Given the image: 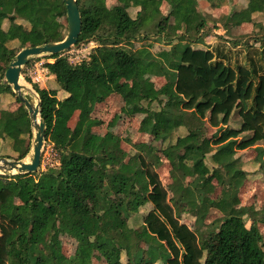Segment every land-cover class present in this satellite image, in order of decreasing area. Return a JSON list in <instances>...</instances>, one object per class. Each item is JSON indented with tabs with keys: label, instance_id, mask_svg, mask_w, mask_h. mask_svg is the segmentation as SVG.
<instances>
[{
	"label": "trees",
	"instance_id": "16d2710c",
	"mask_svg": "<svg viewBox=\"0 0 264 264\" xmlns=\"http://www.w3.org/2000/svg\"><path fill=\"white\" fill-rule=\"evenodd\" d=\"M107 1L77 0L82 33L76 46H99L90 60L73 64L65 52L46 55L58 88L34 89L45 143L58 162L36 173L0 174V264H92L95 254L107 264H264V204L242 206L239 199L250 174L239 152L255 147L254 180L264 181V147L258 146L264 143V25L253 18L264 0H249L247 8L220 19L196 12V0H174L168 14L157 11L163 0H118L114 7ZM207 1L215 8L226 0ZM130 8H140L135 18ZM63 15V0H0V157L25 159L33 140L29 113L5 72L23 49L63 41ZM172 18L182 35L169 31ZM208 23L227 31L252 23L254 30L244 42L219 37L223 42L210 49L201 46L211 36ZM151 37L169 48L154 54L134 49ZM236 48L245 51L241 59ZM147 76L166 83L155 87ZM59 91L67 97L59 99ZM115 94L130 104L128 115L154 113L141 131L161 144L159 150L144 143L129 154L121 135L93 131L104 124L92 117L95 107ZM6 95L20 104L16 110L3 108ZM236 109L242 129L209 138L207 122L216 126L223 117L226 124ZM241 132L251 136L239 140ZM164 159L169 185L158 173ZM148 205L142 224L130 227L131 217ZM213 212L221 217L207 223ZM63 236L76 242L71 255Z\"/></svg>",
	"mask_w": 264,
	"mask_h": 264
},
{
	"label": "rangeland",
	"instance_id": "374dc122",
	"mask_svg": "<svg viewBox=\"0 0 264 264\" xmlns=\"http://www.w3.org/2000/svg\"><path fill=\"white\" fill-rule=\"evenodd\" d=\"M200 8H202L203 11L210 13V9L206 3H203V1H200ZM107 4L109 7H114L116 5H119L118 0H108ZM138 9L136 8H130L129 13L132 16V18L136 17ZM163 14H168V7L163 10ZM212 13V12H211ZM61 21L68 26L67 23V17L66 15H63L61 17ZM255 21L258 23H261L264 25V15H255ZM209 24V23H208ZM218 24V23H217ZM217 24H216V30H213V35L210 37L206 38L205 40V45H201L203 47L207 48H214V46L218 45L220 42H223L221 39L218 37L224 36L221 34L218 29H217ZM215 25L211 23L209 27H212L213 29ZM68 28V27H67ZM251 26L243 27L242 30L239 31H233V33H236L235 35H238L242 33V36L248 35L242 39L241 42L247 41L249 39V35L251 34L252 31ZM170 32L176 31V29L172 30L171 25L169 28ZM177 32V31H176ZM232 33V31H231ZM178 35H182V33L178 32ZM67 33L65 34L66 37ZM236 38L230 37L229 41H233ZM155 37H151L149 40L144 41V42H136V46L134 49L141 48L142 46L151 51L153 54L159 52L162 49H168L169 47L164 45L163 43L160 44L158 42H155ZM12 44V43H11ZM13 47H16L19 49V45L15 43ZM98 46V42L93 41V42H87V43H82L78 46L73 47L71 50L66 51L65 54L69 57L70 61L73 64H79L84 60H90L91 55L96 51ZM235 49V48H234ZM239 53L237 56L239 59H241V56L245 54L244 50H241L240 48H236ZM234 51V50H233ZM52 63L54 62L53 60H48L47 56H41L37 58L36 60L33 61L32 65L28 67L23 68V73L21 77V82L26 85L33 94L27 95L31 96L34 99H38V96L36 95L37 92L34 89V85H38L40 88H45V89H57L58 85L54 79L50 78V74L48 70L45 68V63ZM162 80L154 79L152 81H149L152 83V85H155L156 87H159L162 83ZM129 82H126L125 84H128ZM62 91H59L58 93V98L62 99L63 97ZM29 94V93H26ZM66 95V94H65ZM14 101V102H13ZM3 104L7 107L10 106L11 110H16L20 104L16 102V99L12 95H6L3 96ZM156 103L153 105V109H156ZM130 107V104L126 102L121 96L119 95H113L111 98H109L107 101H105L103 104L100 105L99 107V113L98 114L101 119L104 121L103 126L100 128H97L96 131L100 135H104L105 133L112 131L114 133H117L118 135H121L123 137V144L122 147L129 153V154H134L136 152L135 145L137 144H147L149 146L154 147L156 150L160 149V143L159 142H154L153 138L150 135H147L141 131L142 127L148 126L153 120H154V113L149 114V115H136V116H131L128 115L124 112V109H128ZM209 117V116H208ZM78 116H75L73 120L71 121L70 125L73 127L77 121ZM98 118V116H97ZM227 124V125H226ZM224 124L223 123V117L218 118V125L216 126H211L209 122H207V127H208V137L211 138L214 134H216L217 130L219 129L220 131L218 132V135L221 131L223 130H241L242 129V119L239 115V110H235L233 114L230 116V120L228 123ZM229 124V125H228ZM183 131H179L177 135H175L174 139L172 142L175 141V139L178 137V135L182 134ZM251 136L250 133L246 132H241L239 137L237 139H243L247 140ZM258 146L264 147V143L260 142ZM5 150L4 152L6 154L11 152V147L7 144L4 143ZM240 153V152H239ZM257 151L255 147L250 148L247 150V152H244L242 156H240V159H243V162L245 163L246 161H250L248 164L242 166V168L250 173L249 177L247 178L248 180L245 182L244 186L240 190V195L239 199L241 202L242 206H249L252 205L253 203H257L259 205L264 204V181L256 179V170H258V165L253 164L252 161L255 160L257 157ZM263 160H264V155H263ZM57 153L54 151L52 148L51 144H46L43 149V154H42V164H41V170H45L48 166H52L57 164ZM170 165L169 163L164 159V164L162 167L158 169V173L160 176V179L164 183V185H169L172 180L170 178ZM258 178V177H257ZM262 179V178H261ZM216 184V183H215ZM218 187V186H217ZM217 195H219L222 191L220 187H218L217 190ZM215 197L217 196L214 194ZM151 206L148 205L144 207L143 209L140 210L138 214H135L131 217L129 225L132 228H138L143 221V217L151 210ZM221 217L217 212H213L212 215H210L207 223L210 221H214V219H218ZM183 223L188 224L191 228H194V224L192 220L187 219L185 215H182L179 218ZM247 226L250 227V222H247ZM63 240V247H64V252L66 255H71L74 253V250L76 248V242L74 240H71L70 237L65 238V236L62 237ZM123 260L125 261V257L123 256ZM92 264H107L106 261L100 257L98 254L94 255L93 258V263ZM160 264V263H159Z\"/></svg>",
	"mask_w": 264,
	"mask_h": 264
},
{
	"label": "water",
	"instance_id": "95a60500",
	"mask_svg": "<svg viewBox=\"0 0 264 264\" xmlns=\"http://www.w3.org/2000/svg\"><path fill=\"white\" fill-rule=\"evenodd\" d=\"M68 21L67 35L63 41L48 43L38 47H28L20 51L5 72V80L17 94L22 105L27 109L32 126L33 140L31 151L23 160L0 157V174L15 176L36 173L42 164V154L46 138V122L41 118V100L31 96V89L21 82L23 68L44 55H57L71 50L78 44L82 33V17L77 0H63ZM29 93V94H26Z\"/></svg>",
	"mask_w": 264,
	"mask_h": 264
},
{
	"label": "crops",
	"instance_id": "0c3cea01",
	"mask_svg": "<svg viewBox=\"0 0 264 264\" xmlns=\"http://www.w3.org/2000/svg\"><path fill=\"white\" fill-rule=\"evenodd\" d=\"M200 1H203V3H206L207 5H208V7H209V9H210V13H209V11L208 12H205V11H203L202 10V8H200L201 6H200ZM248 4H249V0H226L222 5H220V6H217V7H215V8H213V7H211V5H210V3L207 1V0H196L195 1V5H194V9H195V11L196 12H198V13H200V14H202V15H204V16H211V17H213L214 19H220L221 17H224V16H226V15H232V14H234L235 12H237V11H241V10H243V9H245V8H247V6H248ZM174 5H175V1L174 0H163V2H162V5L160 6V7H158L157 8V11L158 12H160V13H164L163 12V10L165 9V7L167 8L168 7V12L167 13H169V12H171L172 11V9H173V7H174ZM133 9V8H132ZM136 9H138V11L140 10V8H136ZM257 9H258V12L259 13H257L256 15H264V6L263 5H257ZM138 11H137V13H138ZM212 12V13H211ZM137 13H136V15H137ZM253 18L255 19V15L253 16ZM60 21H61V18L59 19ZM20 23V22H19ZM22 23V22H21ZM170 25H171V29L172 30H174V29H176V33H178V32H180V33H182L181 32V30L179 29V23L175 20V19H171L170 20ZM170 25H169V28H170ZM209 25H211V24H208V32L211 34V35H213V30L215 29L216 30V25L213 27V29H211L212 27H209ZM247 26H251V29L252 30H250V31H252L251 32V34L250 35H252V33H253V30H254V24H252V23H243V24H241L240 26H231L230 28H229V31H227L226 29H224L223 28V26H222V24L221 23H218L217 24V29H218V31L221 33V34H223L224 36H220V37H222L223 39H226V40H229V38L230 37H233V38H236V37H238V38H244V37H246V36H248V35H245V36H242V33H240V34H238V35H235L236 33H233V31H239V30H242V28L243 27H247ZM8 27H9V23H8V21L7 22H5V24H4V26H3V29H5V30H7L8 29ZM231 31H232V33H231ZM219 38V37H218ZM137 45V44H136ZM204 46V45H203ZM202 46V47H203ZM217 46V45H216ZM216 46H214V48L216 47ZM211 49V48H210ZM50 78L51 79H54V76H50ZM147 79L149 80V81H152V80H154V79H158L159 81L160 80H164L163 81V83L159 86V87H161V86H163L165 83H166V81H165V79L163 78V77H155V76H147ZM127 81H123L122 82V84H124V83H126ZM155 86V85H154ZM156 87V86H155ZM158 87V88H159ZM63 92V91H62ZM66 94V95H65ZM115 95H117V94H115ZM65 97H67V93H63V97H62V99H64ZM112 97V96H111ZM110 97V98H111ZM61 99V100H62ZM100 105L101 104H99V105H97L96 107H95V109H94V111H93V113H92V117L93 118H97V116H98V119H101V117L98 115V114H100L99 113V107H100ZM6 108V106L3 104V108ZM75 116H77V115H75ZM102 120V119H101ZM229 125V124H228ZM97 128H100V127H97ZM97 128H94V132L96 133V134H98L97 133V131H96V129ZM231 129H232V127H231ZM226 130V129H225ZM217 132H219V129L217 130ZM216 132V133H217ZM215 135V134H214ZM244 152H247V151H244ZM244 152H240V154H241V156H242V154L244 153ZM241 161L243 162V159H241ZM250 162V161H249ZM248 161H246L245 163H244V165H246V164H248L249 163Z\"/></svg>",
	"mask_w": 264,
	"mask_h": 264
}]
</instances>
